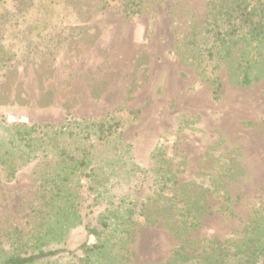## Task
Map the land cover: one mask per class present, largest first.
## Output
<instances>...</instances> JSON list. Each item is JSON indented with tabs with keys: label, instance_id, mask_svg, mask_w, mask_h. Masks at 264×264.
<instances>
[{
	"label": "rangeland",
	"instance_id": "1",
	"mask_svg": "<svg viewBox=\"0 0 264 264\" xmlns=\"http://www.w3.org/2000/svg\"><path fill=\"white\" fill-rule=\"evenodd\" d=\"M80 1L91 10L80 23L85 38L64 45L49 73L21 63L13 74L0 71V95L14 98L13 104H0V115L8 122L58 126L67 117L128 120L122 138L132 146L137 169H117L118 177L108 178L96 202L82 190L81 223L54 247L63 252L49 263L75 264L79 246L95 242L88 230H100L103 210L129 203L137 219L131 264H165L180 257L176 252L182 259L174 264H194L198 256L239 239L252 212L264 207V77L240 87L234 58L207 67L203 56L184 46L204 28L213 0H150L134 18L124 17L116 3L97 11L96 0ZM0 36L5 45L6 31ZM216 75L222 87L213 100ZM42 87L49 93L40 102L51 100L44 107L37 105ZM157 146L177 189L156 191L151 156ZM38 165L21 170L10 184L0 175V251L29 249L32 229L48 217ZM174 195L208 205L197 227L180 222Z\"/></svg>",
	"mask_w": 264,
	"mask_h": 264
},
{
	"label": "trees",
	"instance_id": "2",
	"mask_svg": "<svg viewBox=\"0 0 264 264\" xmlns=\"http://www.w3.org/2000/svg\"><path fill=\"white\" fill-rule=\"evenodd\" d=\"M148 1L96 0V10L104 11L107 4L116 3L124 17L134 18L142 14ZM80 2L70 6L67 0H0V32L6 31L5 45L0 36V71L13 74L21 63L49 73L64 45L85 38L80 23L89 20L91 10ZM88 38L93 40V34ZM187 39L184 46L203 56L207 67L234 58L235 84L249 87L264 77V0H213L204 28ZM213 83L212 99L218 100L222 86L217 75ZM38 91L37 105H49L51 100L40 102L45 89ZM13 103V97L0 95V104ZM125 123L128 120L107 115L98 121L67 117L59 126L39 125L8 122L0 115L1 180L10 184L21 170L37 163L41 166V175L36 176L39 190L48 200V217L32 229L30 248L1 250L0 264H51V258L61 255L62 249L54 247L63 245L68 231L81 223L82 190L96 202L107 189L108 178L118 177L117 169L125 174L137 169L132 146L122 138ZM163 156L161 146L151 156L158 192L177 185L175 173L162 166L167 164ZM172 199L178 219L191 228L209 211L199 198L174 195ZM97 221L100 230H88L95 242L79 246L81 256L75 264H131L130 244L137 225L134 208L129 203H110ZM175 255L182 259L178 252ZM179 258L165 264H174ZM197 258L194 264H264V207L252 212L239 239Z\"/></svg>",
	"mask_w": 264,
	"mask_h": 264
}]
</instances>
